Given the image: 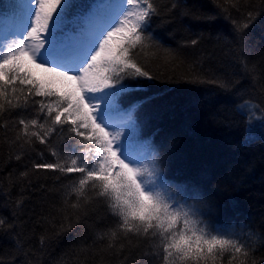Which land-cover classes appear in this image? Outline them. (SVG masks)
<instances>
[{
	"label": "snow or ice",
	"instance_id": "obj_1",
	"mask_svg": "<svg viewBox=\"0 0 264 264\" xmlns=\"http://www.w3.org/2000/svg\"><path fill=\"white\" fill-rule=\"evenodd\" d=\"M216 7L217 16L229 11L219 0ZM231 7L239 11L243 0H232ZM261 12L264 0L242 20L226 17L234 42L243 45L246 30ZM181 17L215 19L184 0L0 4V128L15 129L14 145L38 141L50 149L55 162L33 161L30 170L78 174L71 191L90 200L85 193L91 189L115 218L105 235L145 238L152 245L146 255L153 264H217L225 253L232 257L229 264H264V256L252 258L251 236L243 228H217L203 219L214 204L212 189L198 181L177 183L166 170L175 137L152 123L157 113L147 106L156 96L132 98L160 79L142 65L141 53L152 48L172 56L175 49L162 40L175 38L172 31L183 24ZM185 43L195 47L201 40ZM189 82L224 91L234 87L216 76ZM252 108L264 113L260 105ZM251 110L247 102L236 108L242 115ZM259 122L264 127V115ZM246 139H252L250 132ZM0 229L11 230L12 225L0 218Z\"/></svg>",
	"mask_w": 264,
	"mask_h": 264
},
{
	"label": "trees",
	"instance_id": "obj_2",
	"mask_svg": "<svg viewBox=\"0 0 264 264\" xmlns=\"http://www.w3.org/2000/svg\"><path fill=\"white\" fill-rule=\"evenodd\" d=\"M5 2L12 0H0ZM184 2L215 19L181 17L183 24L172 31L175 38L162 40L165 47L175 49L170 57L145 49L141 63L160 79L132 98L156 96L147 106L150 113H157L152 123L162 134L175 137L166 170L177 183L198 181L212 189L214 204L203 219L217 228H243L251 236L252 258L259 260L264 256V127L259 122L264 113L252 106L264 108V12L246 30L242 46L232 40L226 17L242 20L252 5L259 8L261 0H243L239 11L231 7L232 0H219L229 10L220 16L217 0ZM221 35L227 39L218 40ZM189 39L201 43L194 47L185 43ZM196 76L220 77L234 87L224 91L213 84L189 82ZM245 102L252 109L250 115L236 111ZM14 139L11 125L0 128V218L12 225L11 230L0 229L3 264H153L146 255L152 245L145 238L105 235L115 218L91 189L85 193L93 197L90 200L71 191L78 174L65 177L30 170L33 161L55 162L50 149L38 141L21 147L12 143ZM230 260L225 253L217 264Z\"/></svg>",
	"mask_w": 264,
	"mask_h": 264
}]
</instances>
